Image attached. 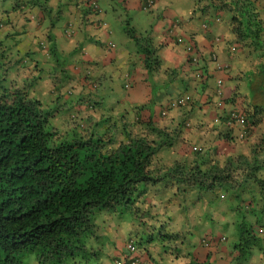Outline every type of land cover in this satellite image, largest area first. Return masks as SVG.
<instances>
[{
    "label": "trees",
    "instance_id": "trees-1",
    "mask_svg": "<svg viewBox=\"0 0 264 264\" xmlns=\"http://www.w3.org/2000/svg\"><path fill=\"white\" fill-rule=\"evenodd\" d=\"M74 1L87 12L97 11L88 0ZM48 2L44 0L39 8L42 12L38 25L50 14L46 13L50 12ZM205 2L200 8L202 13L214 11L221 21L225 20L229 32L224 41L227 47H236L240 59L230 67L216 53L210 54L214 71L228 72L229 83L234 81L231 96L227 98L223 84L222 94L218 95L215 80V99L210 103L217 109V121L227 127L225 139L232 141L235 137L245 141L249 144V153L230 155L217 162L203 158L202 147L182 145L190 136L186 132L190 123L186 126L185 123L192 116L193 107L200 103L189 93L178 95L166 105L180 108L178 119L164 117L162 111L156 118L152 114L146 120L142 118L141 111L156 102L153 91L150 100L136 105L131 115L125 108L114 117H96L91 113L95 107L89 102L78 114L63 119L67 124L77 125L73 132L62 134L49 126L54 114L31 95L37 77H32L30 72L38 70L37 60L31 69L17 68L11 73V83L5 84L9 69H15L8 61L0 74V264H20L24 252L28 251L36 254L40 264H88L101 251L90 241L97 237V216L103 210L124 211L141 225L144 237L138 236L133 242L142 245L139 257L143 260L152 264H197L194 244L189 241L190 231L173 224L172 209L159 212L161 204L164 207L172 204V197L167 196L170 192L202 194L223 187L239 200L235 212L243 201L248 200L250 207L254 201L251 222L255 220L260 228L258 233L264 235V102H252V93L240 94L242 85L256 84V90L264 97V0ZM56 12L62 13V10L57 8ZM214 17L209 19L210 25ZM177 20L181 24L177 18L171 24ZM128 34L137 38L132 28ZM47 36L52 40L50 34ZM142 39L151 42L147 34L137 44L141 45ZM150 47L142 62L144 68L152 71L160 65L151 52L155 50L152 43ZM50 50L56 51L55 45ZM199 57L193 61L188 55L186 64L195 66L194 76L205 82L208 74L204 75L208 72L200 65ZM214 60L222 66L216 67ZM176 72L175 69L167 71L170 77ZM82 78H78L79 85L90 84L87 74ZM182 96H188L185 103L172 105ZM234 96H242L240 106L221 112L226 101H234ZM232 111L244 115L247 132L242 137L238 124H226ZM198 127L201 126L196 125L195 129ZM255 127L259 128L253 137ZM208 130L218 128L208 126ZM218 135L221 138L223 134L218 132ZM161 149L178 151L177 158L166 161L157 154ZM211 151L207 149L206 153ZM251 222L249 229L243 230V224L238 229L232 245L237 251L236 260L250 255L254 246L262 245V237L253 232ZM114 260L116 264L118 261V264H127V255L116 256Z\"/></svg>",
    "mask_w": 264,
    "mask_h": 264
},
{
    "label": "rangeland",
    "instance_id": "rangeland-1",
    "mask_svg": "<svg viewBox=\"0 0 264 264\" xmlns=\"http://www.w3.org/2000/svg\"><path fill=\"white\" fill-rule=\"evenodd\" d=\"M97 3L106 18L98 17L103 20L99 19L88 27L95 29L102 27V30L83 41L76 36V32L69 35L68 31H65V29L69 32L76 30V24L80 23L78 14L75 15L70 9L62 13L56 12L53 0L46 3L50 9V12L46 11V13L50 14L45 15L41 25H38L37 21L40 20L42 11L39 8L44 5V0H0V74L7 68L5 63L10 61L15 69H9L5 84L11 83L13 80L11 73L19 67L20 71H23L24 66L31 69L35 65L34 60H37L36 69L38 70L30 72L32 77H37L36 86L34 85L31 95L44 103L45 108L54 114L50 117L49 126L56 127L62 134L73 132L72 130L77 125L76 123L67 124L63 119L78 114L83 108L88 107L89 102H92L95 107L91 113L96 117H114L125 108L129 110L130 115L134 114V107L142 103L129 104V101L125 99L128 89L124 76L129 72L131 78L133 76L136 78L142 58L146 50L151 48L150 43L152 42H149V39H142L144 41L141 45H137V49L132 50L127 60L123 57L112 60V53L136 46L138 39L148 33L155 38L162 26L160 19L163 17L166 20L169 19L167 11L173 15L171 19L177 18L181 22L191 21L199 28L204 18L200 8L206 4L205 0H155L151 7L143 9L142 0H97ZM113 8L117 10L113 11ZM131 28L134 29L137 38L129 36L128 30ZM201 29L206 31L202 24ZM47 34L51 35L52 40ZM185 36L181 43H174L169 37L165 39L169 46L156 48V51L151 49L156 59L159 60L160 68L152 71L147 68L141 70V74L150 82L157 105L166 107L167 96H163V100L160 101L159 93L171 94L168 92L170 83L164 74L168 68L179 66L182 61L185 64L188 56L186 45H195L196 40L187 34ZM97 40L98 45L104 48L102 53L105 57L102 60L94 58V55L90 54L92 51L88 49L92 42ZM109 42H112V45ZM176 44L184 45L183 59L182 53L174 49V47L177 48ZM54 45L56 51L50 50ZM235 55H237L236 52L233 53V58ZM86 59L90 61L85 62ZM173 69L177 70V68ZM28 72L29 70L25 73ZM86 74L90 77L87 78L90 84L85 82L79 85L78 78L83 80L82 77ZM227 79L226 76V81H229ZM94 83L99 85L93 87ZM251 93L250 86L242 85L241 95L250 96ZM212 98L214 100L215 96ZM259 102L263 103L264 97L257 103ZM215 118L217 115L213 114L212 118L204 122V127L199 134L189 136V141H185L182 145L189 143L190 148L202 147L203 158L212 159L211 161L217 160V162L223 161L230 155L246 152V148L235 137L232 141L225 139L224 133L227 127L224 122L216 121ZM208 126L217 127L219 130H208ZM218 132L223 134L221 138L218 137ZM207 149L211 152L206 153ZM157 154L167 161L177 158L178 151L167 152L166 149H161ZM225 191L223 187H216L202 194L191 191L188 195H173L170 192L167 196L172 197V204L166 207L161 204L159 212L172 209L173 216H175L173 224L190 231L189 241L194 244V247L202 244L203 238H209L215 242L222 236L225 238L221 240V247L232 246L238 237L240 224H243V230L249 229L250 222L254 218L250 209L256 203L252 201L253 204L250 207L248 200L243 201L235 212L234 209L236 205L239 206V200ZM97 218V237L91 238L90 242H93L95 248L101 251L96 258L92 257L88 264H106L103 258H109L108 255L123 258L128 251L126 241L130 237L135 240L138 236L144 237L141 233V225L133 219L131 214L126 215L124 211L117 213L112 210H103ZM261 219L262 216L260 221ZM167 223L172 222L167 221ZM251 224L253 232L261 236L263 240L261 243H264V235L258 233L260 228L257 227L255 220ZM244 237H247V234ZM135 245L136 252L139 254L142 245L137 242ZM154 249L152 247V252ZM123 250L125 251L122 252ZM114 261V259L107 260V264H116ZM20 264H40V260L34 252L28 251L24 252ZM43 264L51 263L44 262ZM210 264H214L213 259L210 260ZM232 264H264V247L254 246L250 255Z\"/></svg>",
    "mask_w": 264,
    "mask_h": 264
},
{
    "label": "crops",
    "instance_id": "crops-1",
    "mask_svg": "<svg viewBox=\"0 0 264 264\" xmlns=\"http://www.w3.org/2000/svg\"><path fill=\"white\" fill-rule=\"evenodd\" d=\"M51 0H49L50 2ZM131 1V0H130ZM56 11L57 8H60L62 11L66 9H70L74 12L75 15L78 14L80 23L76 24V36L80 39L85 41L90 35L94 36L96 32H100L102 30V27H88L91 26L94 22H97L99 19H104L106 16L104 15V12H96V11H85L82 7V5L78 2H75L74 0H53ZM117 10L116 8H113V11ZM103 11V10H102ZM86 12V13H85ZM52 13V12H51ZM86 14V15H84ZM168 14V20L164 19V17L161 20L162 26L160 27V30L158 31V34L156 37L151 38V42L153 46L155 47L154 51H156V48L169 46L165 39H168L169 37L171 40L176 43V36L173 32H171V19L173 15L167 11ZM204 14V20H209L211 17L216 16L214 11L202 13ZM114 16V15H113ZM102 17V18H98ZM115 17V16H114ZM102 19V20H103ZM164 19V20H163ZM202 21V22H203ZM201 22V24H202ZM200 27L198 28L193 24V22H181V24L178 25L177 31L178 33L187 34L191 38H193L195 41V44L198 46L199 50V63L200 65L207 70L208 73H205L204 77H208L205 82H202L203 80H198L194 76V69L195 66L191 64H183V61L180 62V65L174 66L171 68H168V70H171L173 68H177L176 74H174L172 77H170L169 73H166V80L170 83V87L168 89V92L171 94L168 95L166 93L160 94V101L163 100V96H167L165 99V104L167 105L170 100L175 97H177L180 94L189 93L192 97H197L200 101L199 104L195 105L193 107L192 116L187 119V122L190 123L189 126H186L188 124L185 123L186 126V132H190L191 135H198L200 130L204 127V122L207 121V119L212 118L213 114H215L216 109L214 108L213 104L210 103L213 100V89L215 85V80L218 77L223 78V86L224 92L228 97H230L231 90L230 88L234 85V81L229 83V81H226V76L229 74L228 72L223 71H214V63L211 61L210 54L216 53L219 57V59L225 63H227L230 67L233 66L236 61H240L238 58V54L235 55L233 58V54H230L228 51V47L226 42L224 41V38L226 37V34L229 32V28L227 23L223 21H213L211 22V25H209L208 28H206V31H203ZM99 26V25H98ZM86 38V39H85ZM226 40V39H225ZM124 41L127 42V40L124 38ZM179 43V42H177ZM181 43V42H180ZM99 41H93L92 45L88 47L92 52L90 54L94 55V58H97L99 60H102L105 57V54L102 52L104 51V48L102 46H99ZM136 46H133L132 48L128 49H120L116 51L115 53H112L111 59H118V57H123L125 60H127L128 57H130L132 50L138 48V44L135 43ZM107 47V44L105 45ZM177 48L174 47L178 52H181V57L183 59V56L185 55L184 52V45L176 44ZM180 46V48L178 47ZM173 47V45H172ZM99 49V50H98ZM237 53V50H236ZM89 54V53H88ZM143 59V58H142ZM90 61V59H86L85 62ZM140 66V69L137 71L136 78L134 76L131 78L130 73H126L124 78L127 80L126 88L127 93L125 96V99L129 101V104H135V102H141L142 104L147 103L150 98L152 97V89L150 87V82L145 78L144 75H142L141 70L143 67V62ZM179 87V90L177 91ZM252 90V102H258L262 95L259 91L256 90V84L250 86ZM186 89V90H185ZM258 98H260L258 100ZM163 102V101H162ZM240 102H242V99L240 96H234V101L225 103L223 109H221V112L224 110L229 111L233 108L239 107ZM238 104V106H237ZM164 105H157L156 103L154 105H150L148 108H145L141 111L142 118L144 120L148 119L150 115L152 114L154 118L158 117L161 114V111ZM165 114L164 117H174L177 118L180 116L178 107L171 108L169 105L165 107ZM242 108V107H241ZM220 112V113H221ZM196 125H200L201 127H198V129H195ZM260 127V126H259ZM255 127V129L259 128ZM219 130V129H218ZM234 134L237 135V130H233ZM258 132L257 130H254L251 134L254 135ZM232 135V134H231ZM256 136V135H255ZM240 141L239 139H237ZM242 146L246 148V152L242 153H249V144H245V141H240ZM196 145V144H195ZM238 154V153H237ZM235 155V154H234ZM262 235V234H261ZM222 246V245H221ZM215 247L213 243L209 244L208 246H204L203 244H200L198 246L194 247V253L197 257V264H205L208 262L210 264V260L213 259L214 264H232L238 262L234 257L237 254V251L233 248V246L230 245H224L223 247ZM262 247H264V243H262ZM123 250L122 252H124ZM121 252V253H122ZM109 258H103V261L107 264V260H113L115 256L108 255ZM213 257V258H212ZM147 261V260H146ZM152 264V263H151Z\"/></svg>",
    "mask_w": 264,
    "mask_h": 264
},
{
    "label": "built area",
    "instance_id": "built-area-1",
    "mask_svg": "<svg viewBox=\"0 0 264 264\" xmlns=\"http://www.w3.org/2000/svg\"><path fill=\"white\" fill-rule=\"evenodd\" d=\"M88 1H89V5H91L92 8L98 9V4L96 3V1H94V0H88ZM154 1L155 0H142V4H141L142 8L143 9H148L149 7H151L153 5ZM214 20L215 21H220L221 18L219 17V15H216L214 17ZM209 21L210 20H204L203 21V23H202L203 28L206 29V28L209 27V25H210ZM177 23H178V20L176 22H174L173 24H171V30L170 31L174 33V35L176 36V39H177L178 42H182L183 39H184L185 34L176 32L177 31L176 29H177L178 24H179V23L178 24ZM65 31H68L69 35H71V33H73V31L69 32L68 29H65ZM186 51L188 52V55H190L192 57L193 61L198 60L199 52H198V49H197V47L195 45H191V44L186 45ZM235 51H236V47L234 45L230 46L229 52L230 53H234ZM214 59H215V56H214ZM215 66L216 67H220V66H222V64L215 61ZM216 84L218 86L217 93H218V95H221L222 91H221L220 87L223 84V79L221 77L216 78ZM187 99H188V96H182V97L178 98L175 102H173L172 105H176V104L178 105V104H181V103H185ZM218 104H221V103H218ZM162 113L164 114L165 111L163 110ZM215 120L217 121V118H215ZM234 123L238 124L240 126V128H241V130L239 131L240 132V137L244 136L245 133L247 132V127H246V124H245L244 115L242 113H240V112H237V111L230 112L229 115H228V118L226 119V124L231 126ZM203 241L205 243L208 242L205 239ZM126 247L128 248V250L131 253V256L129 258V262L127 264H140V260L138 258H134L132 256V254L136 250L133 240H128L127 243H126ZM119 262L120 261H118V263Z\"/></svg>",
    "mask_w": 264,
    "mask_h": 264
},
{
    "label": "clouds",
    "instance_id": "clouds-1",
    "mask_svg": "<svg viewBox=\"0 0 264 264\" xmlns=\"http://www.w3.org/2000/svg\"><path fill=\"white\" fill-rule=\"evenodd\" d=\"M94 1H96V3H97V0H94ZM98 4V3H97ZM94 9H90V11H93ZM97 11L98 12H102V9H101V7H100V5H98V9H97ZM96 11V12H97ZM73 33H75V29L73 30ZM109 44L110 45H112V42H109ZM232 46V45H231ZM229 48L230 47H228V51H229ZM236 52V51H235ZM234 52V53H235ZM230 53V52H229ZM230 54H233V53H230ZM165 110V109H164ZM163 114V113H162ZM165 114V113H164ZM163 114V115H164ZM195 147V146H194ZM224 236H222V237H220L217 241H215V242H213V241H211L209 238H203L202 239V244L204 245V246H208L209 244H211V243H213L214 244V246L217 248V247H219V246H221V244H222V242L220 241V240H224ZM207 240L208 242L207 243H205L203 240ZM128 240H134V239H132V238H130V239H128ZM127 240V241H128ZM127 241H126V243H127ZM135 245V244H134ZM127 248V247H126ZM135 252L132 254V256L134 257V258H138L139 260H140V264H151L149 261H146V260H143L141 257H139V254H137V247H136V245H135ZM127 250H128V248H127ZM130 256H131V253H130V251L128 250L127 251V263L129 262V258H130Z\"/></svg>",
    "mask_w": 264,
    "mask_h": 264
}]
</instances>
